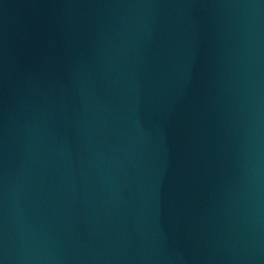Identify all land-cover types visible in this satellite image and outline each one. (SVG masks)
<instances>
[{"label":"water","instance_id":"obj_1","mask_svg":"<svg viewBox=\"0 0 264 264\" xmlns=\"http://www.w3.org/2000/svg\"><path fill=\"white\" fill-rule=\"evenodd\" d=\"M0 264H264V0H0Z\"/></svg>","mask_w":264,"mask_h":264}]
</instances>
